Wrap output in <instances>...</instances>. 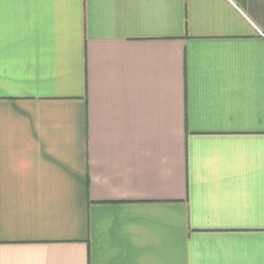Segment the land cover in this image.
I'll return each instance as SVG.
<instances>
[{
    "label": "crops",
    "instance_id": "1",
    "mask_svg": "<svg viewBox=\"0 0 264 264\" xmlns=\"http://www.w3.org/2000/svg\"><path fill=\"white\" fill-rule=\"evenodd\" d=\"M0 264H264V0H0Z\"/></svg>",
    "mask_w": 264,
    "mask_h": 264
}]
</instances>
